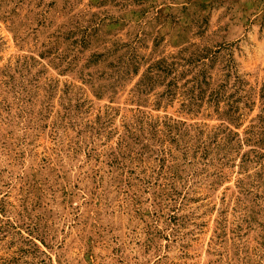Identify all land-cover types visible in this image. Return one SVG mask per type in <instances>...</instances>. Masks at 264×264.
<instances>
[{
    "label": "rangeland",
    "instance_id": "rangeland-1",
    "mask_svg": "<svg viewBox=\"0 0 264 264\" xmlns=\"http://www.w3.org/2000/svg\"><path fill=\"white\" fill-rule=\"evenodd\" d=\"M263 86L264 0H0V264H264Z\"/></svg>",
    "mask_w": 264,
    "mask_h": 264
},
{
    "label": "trees",
    "instance_id": "trees-1",
    "mask_svg": "<svg viewBox=\"0 0 264 264\" xmlns=\"http://www.w3.org/2000/svg\"><path fill=\"white\" fill-rule=\"evenodd\" d=\"M199 61V59L197 60V62ZM202 60H200L201 63ZM194 63L193 60H188L187 61V66L188 65H192ZM177 64L176 63H170L164 65L163 68H158L159 70L165 71L166 69L169 68L168 73H173V80L177 79L178 74L180 72V68L176 67ZM185 66V65H184ZM183 66V67H184ZM207 66V64L205 62L202 63V66L200 67L198 73L196 76H194L192 79H190V83H192L191 87L189 88L190 90V104L194 103L195 100V96H196V91H201L202 90V86L205 83V81L202 79L200 80V77H205V67ZM182 67V68H183ZM185 68V67H184ZM183 70L181 71V73H183ZM231 73L236 74L237 71L236 69H231ZM235 79H236V83L239 85V90H241L242 93H244L243 95H239L237 97V99L235 100V102L237 103V105L231 107V109L229 110L230 116H231V120L237 119L239 117H241L244 113L240 112V109L244 110L245 108H249V110H251L252 108L250 107V103H252L251 100V93L247 90H244L242 88V86L245 84L244 81L239 77V75H235ZM238 92V91H237ZM219 93V92H217ZM216 93V94H217ZM211 94H214L213 92ZM261 98L263 100V104H264V86L262 88V94H261ZM255 103V102H254ZM229 116V113L228 115ZM253 123H251L248 128L245 130L244 132V137H241V135L235 131H233L231 128L229 127H225L224 131L221 130L222 133L226 134L227 133V137H234L232 138L235 142H237L238 146L236 147V151L239 152L241 150V147L244 143H247L249 145L252 146V148L248 151V152H244L242 154L241 160V167L242 169L246 170L247 166L250 162H257L259 161V159H262L264 157V153L262 151H264V106L261 109L260 114H258L256 120L253 119L252 121ZM220 129H223L220 128ZM231 139V138H230ZM223 158H226V155H223ZM259 173V172H258ZM258 173L256 174V176L258 175ZM243 183V182H242Z\"/></svg>",
    "mask_w": 264,
    "mask_h": 264
}]
</instances>
